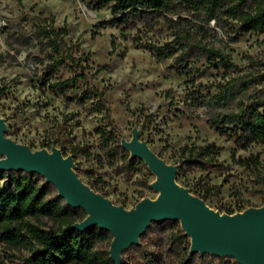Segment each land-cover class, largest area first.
<instances>
[{"label": "rangeland", "instance_id": "1", "mask_svg": "<svg viewBox=\"0 0 264 264\" xmlns=\"http://www.w3.org/2000/svg\"><path fill=\"white\" fill-rule=\"evenodd\" d=\"M110 19L108 8L91 10L80 0H0V118L6 126L5 136L40 151V144L55 135L66 146L88 152L90 155L84 157L68 155L74 171L89 188L88 176H98L103 182L101 195L113 206L131 210L141 200L154 201L158 197V192L140 183L138 174L119 175L98 164L94 156L99 153V140L94 128L105 123L102 115H87L83 107L48 90L54 78L43 84L42 73L48 60L39 45L44 42V30L51 29L57 31L66 52L81 58L89 82L104 92L119 140H130L136 130L139 139L155 154L176 167L180 165L181 148L213 143L219 148L218 166L182 171L176 180L178 186L196 198L201 188H213L215 195L205 203L222 215L226 209L237 214L261 207L264 194L255 191L251 169L241 166L238 160L257 156L264 166V146L238 148L232 138L210 127L209 118L237 111L256 91L264 89V32L239 33L235 23L227 22L220 29L210 21L203 38L227 55L236 69L226 72L199 61L189 64L191 73L179 74L171 69L172 57L157 59L144 47L172 41L173 31L167 25L160 22L152 31L139 25L122 31L109 27L106 23ZM60 76L67 78L70 73L63 70L57 77ZM222 92L225 93L220 97ZM144 177L149 185L155 182L148 168ZM10 183L8 175L0 179V186ZM86 216L83 210L66 220L24 215L14 225L20 232V242L13 245L0 240V264H85L69 258L73 238L67 226L73 228ZM53 233L65 234L68 249L64 255L56 252L55 246V259L50 262L43 251L46 237ZM190 242L189 238L183 247L190 249ZM139 243L141 250L163 254L160 260L169 247L168 237L159 231L152 232L146 240L139 239ZM109 248L110 244L105 243L95 245L94 250L99 255L109 252ZM121 257L134 263L142 261L134 247ZM235 262L222 258L223 264Z\"/></svg>", "mask_w": 264, "mask_h": 264}, {"label": "trees", "instance_id": "2", "mask_svg": "<svg viewBox=\"0 0 264 264\" xmlns=\"http://www.w3.org/2000/svg\"><path fill=\"white\" fill-rule=\"evenodd\" d=\"M89 9L98 10L108 8L111 19L106 23L109 27L122 31L134 29L138 25L147 31L160 22L172 29L173 40L163 46L144 45L151 56L162 59L172 57L171 69L179 74L191 73L189 64L205 61L211 67L223 71H234L236 66L230 58L208 44L203 38L205 26L213 21L218 28H223L227 22L235 23L239 33L261 34L264 32V0H80ZM175 17L176 19H173ZM44 42H40V52L45 54L48 60L45 64L42 79L43 84H48V90L59 93L67 102H73L84 108L87 115H102L105 123L94 128L98 135L99 153L94 156L98 164L107 166L119 175L130 176L138 174L140 183L149 189V183L144 177L146 165L137 158H130L129 152L121 147L119 130L110 119V110L104 100V92L91 84L86 75V66L80 57H72L66 52L62 40L57 31L44 30ZM264 65V64H263ZM67 70L70 76L57 77L59 72ZM78 92V93H76ZM225 92L220 93V97ZM200 103V102H198ZM210 127L219 135L232 138L234 144L243 150L251 144L264 146V89L256 91L237 111L223 112L209 118ZM52 147L60 149L64 157L69 154H81L84 157L90 155L77 147L66 146L58 136L52 135L40 144L41 149L50 151ZM219 148L213 143L205 145H190L180 149V165L177 166L176 180L179 174L195 169L207 170L218 166L217 157ZM160 157V156H159ZM238 163L251 169L254 179V188L258 193L264 194V166L260 164L257 156L247 159H239ZM77 174V173H76ZM10 177V185L0 186V240L7 244L20 242L19 230L14 226L24 215H45L54 219L66 220L77 216L82 210L73 209L66 205L65 201L52 191L57 190L38 174L26 172H1L0 179ZM78 176V174H77ZM88 184L94 192L103 193V182L98 176H88ZM213 188H201V198L207 201ZM264 204V202H263ZM225 214L232 215V209L222 210ZM67 231L73 238L69 247L70 259H77L85 264H114L108 251L97 254L95 245L111 243L112 236L97 227L79 232L67 226ZM159 231L168 237L169 247L162 255L148 253L141 250V244L131 246L136 248L142 261L134 263L123 260V264H218L222 258L204 254L191 255L183 244L188 243L186 236L179 226V222L163 221L152 222L140 240H146L152 232ZM162 235V234H159ZM46 249L43 256L50 262L55 259L52 253L56 246V252L67 255L68 239L63 235L48 234L46 237ZM140 250V251H139ZM233 264H238L237 262Z\"/></svg>", "mask_w": 264, "mask_h": 264}, {"label": "water", "instance_id": "3", "mask_svg": "<svg viewBox=\"0 0 264 264\" xmlns=\"http://www.w3.org/2000/svg\"><path fill=\"white\" fill-rule=\"evenodd\" d=\"M0 118V171L26 172L44 177L66 205L83 210L86 218L73 225L79 232L97 227L112 236L109 258L123 264L121 254L139 245V238L152 222H179L191 240L189 253L232 258L238 264H264V204L237 214H220L201 198L191 196L176 183L177 167L166 164L134 130L121 147L130 158L141 160L155 176L149 187L158 192L156 200H141L131 210L113 206L78 178L71 156L64 157L57 147L32 151L5 136Z\"/></svg>", "mask_w": 264, "mask_h": 264}]
</instances>
